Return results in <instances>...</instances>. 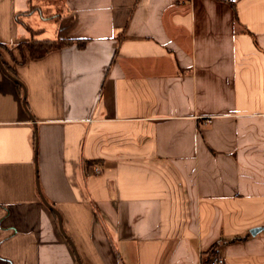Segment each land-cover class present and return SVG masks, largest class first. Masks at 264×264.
Here are the masks:
<instances>
[{
	"label": "crops",
	"instance_id": "0c3cea01",
	"mask_svg": "<svg viewBox=\"0 0 264 264\" xmlns=\"http://www.w3.org/2000/svg\"><path fill=\"white\" fill-rule=\"evenodd\" d=\"M0 57V264H264V0H0Z\"/></svg>",
	"mask_w": 264,
	"mask_h": 264
},
{
	"label": "trees",
	"instance_id": "16d2710c",
	"mask_svg": "<svg viewBox=\"0 0 264 264\" xmlns=\"http://www.w3.org/2000/svg\"><path fill=\"white\" fill-rule=\"evenodd\" d=\"M231 4H233V3H231ZM233 6L235 7L234 4H233ZM74 42H77L80 47H83L85 45V43L87 42V40L86 39L75 40V39H71V38H68V39L57 38L54 40H52V39H41V38L38 39V38H35L32 36V39L27 42V46H28L29 52L32 54L33 57L40 58V56L45 55L49 51H52L56 48H61L63 46H67L68 44L74 43ZM3 63L5 65V67H7L8 69L10 68V67H8L6 62L3 61ZM17 85L24 92L23 85L20 82H17Z\"/></svg>",
	"mask_w": 264,
	"mask_h": 264
},
{
	"label": "water",
	"instance_id": "95a60500",
	"mask_svg": "<svg viewBox=\"0 0 264 264\" xmlns=\"http://www.w3.org/2000/svg\"><path fill=\"white\" fill-rule=\"evenodd\" d=\"M0 68H2V70L4 71V73H5L8 77H10L11 79H14V81L19 82L18 79H17L12 73L9 72L8 68L5 67V65H4V63H3L2 59H1V57H0ZM20 83H21V82H20ZM21 84H22V83H21ZM24 96H25V89H24ZM25 97H26V96H25ZM39 192H40V191H39ZM40 196L42 197L43 201L47 204V206H49V208H51L52 210L55 211V213L57 214V216H58V218H59V221H61V215H60V212L57 211V210H55V208H54V207L48 202V200L46 199V197L43 196L41 192H40ZM262 228H263V227H260V228H259V227L252 228V229L250 230V232H251L253 235H256V234H258V232H259Z\"/></svg>",
	"mask_w": 264,
	"mask_h": 264
},
{
	"label": "built area",
	"instance_id": "2783aa9c",
	"mask_svg": "<svg viewBox=\"0 0 264 264\" xmlns=\"http://www.w3.org/2000/svg\"><path fill=\"white\" fill-rule=\"evenodd\" d=\"M95 170L97 172H99L100 171V168L99 167H96ZM211 263L212 264H225L224 263V259L221 256H219L218 254L217 255H213L212 260H211Z\"/></svg>",
	"mask_w": 264,
	"mask_h": 264
},
{
	"label": "rangeland",
	"instance_id": "374dc122",
	"mask_svg": "<svg viewBox=\"0 0 264 264\" xmlns=\"http://www.w3.org/2000/svg\"><path fill=\"white\" fill-rule=\"evenodd\" d=\"M50 21H48L47 23H49ZM50 24V23H49ZM48 32L50 33L52 30H51V28L50 27H48Z\"/></svg>",
	"mask_w": 264,
	"mask_h": 264
}]
</instances>
